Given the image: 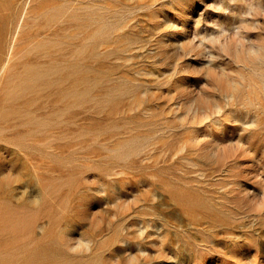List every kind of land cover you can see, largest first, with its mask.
Returning a JSON list of instances; mask_svg holds the SVG:
<instances>
[{"label":"rangeland","instance_id":"374dc122","mask_svg":"<svg viewBox=\"0 0 264 264\" xmlns=\"http://www.w3.org/2000/svg\"><path fill=\"white\" fill-rule=\"evenodd\" d=\"M0 264H264V0H0Z\"/></svg>","mask_w":264,"mask_h":264}]
</instances>
